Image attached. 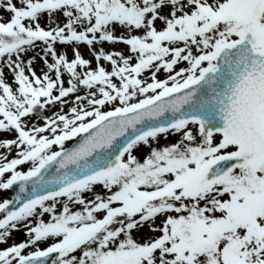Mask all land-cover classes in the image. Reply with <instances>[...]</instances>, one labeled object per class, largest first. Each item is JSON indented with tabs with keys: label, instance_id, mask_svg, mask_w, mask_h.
Returning <instances> with one entry per match:
<instances>
[{
	"label": "snow or ice",
	"instance_id": "obj_1",
	"mask_svg": "<svg viewBox=\"0 0 264 264\" xmlns=\"http://www.w3.org/2000/svg\"><path fill=\"white\" fill-rule=\"evenodd\" d=\"M0 150V264H264V0H0Z\"/></svg>",
	"mask_w": 264,
	"mask_h": 264
},
{
	"label": "rangeland",
	"instance_id": "obj_2",
	"mask_svg": "<svg viewBox=\"0 0 264 264\" xmlns=\"http://www.w3.org/2000/svg\"><path fill=\"white\" fill-rule=\"evenodd\" d=\"M42 26H43V24H42ZM104 46H107V45H104ZM117 46H122V45H114V48H116ZM119 49V48H118ZM81 50V52H82V54H83V50L82 49H80ZM68 55H69V57H71V52H70V50H69V52H68ZM84 55V54H83ZM49 60H50V58H49ZM51 62V61H50ZM33 67H34V69L37 71V68H36V65L34 64L33 65ZM4 75H5V79L6 80H11V74L10 73H5L4 72ZM158 75H162V73L161 74H158ZM170 139H171V137H170ZM10 194V190L9 191H3V190H0V198H9V195ZM25 237H24V235H23V231L21 230V231H15V232H13L12 233V236H11V239L8 241V243H11L13 240H15L16 242H19L20 240H23ZM4 245H0V247H3Z\"/></svg>",
	"mask_w": 264,
	"mask_h": 264
},
{
	"label": "bare ground",
	"instance_id": "obj_3",
	"mask_svg": "<svg viewBox=\"0 0 264 264\" xmlns=\"http://www.w3.org/2000/svg\"><path fill=\"white\" fill-rule=\"evenodd\" d=\"M4 16L5 15H8L7 13H4L3 14ZM104 45H107V46H104ZM104 45H102L103 47H105L106 49H113L114 48V45H108V44H104ZM124 46L122 45V46H117L115 49H122ZM57 48H58V50L60 49V46L59 45H57ZM80 49H82L83 50V54H84V56H85V58H88V50H87V47L86 46H83L82 44L80 45ZM66 51H68L69 52V50H67V49H65ZM35 65H36V68H37V73L39 74V72H40V69H41V67H42V61H40V59L37 57V59L35 60V63H34ZM4 72L5 73H7L8 72V70L7 69H5L4 70ZM9 73V72H8ZM65 79H66V77H65ZM10 81V80H9ZM65 86H67V85H65ZM0 151H2V150H0Z\"/></svg>",
	"mask_w": 264,
	"mask_h": 264
}]
</instances>
